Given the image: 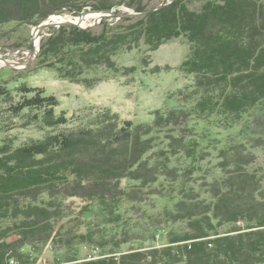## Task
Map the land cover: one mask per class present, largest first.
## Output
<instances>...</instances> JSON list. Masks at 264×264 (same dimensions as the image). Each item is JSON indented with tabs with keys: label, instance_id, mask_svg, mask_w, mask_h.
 Masks as SVG:
<instances>
[{
	"label": "trees",
	"instance_id": "obj_1",
	"mask_svg": "<svg viewBox=\"0 0 264 264\" xmlns=\"http://www.w3.org/2000/svg\"><path fill=\"white\" fill-rule=\"evenodd\" d=\"M121 5L139 13L155 8L143 0H0V27ZM100 25L97 32H48L39 68L93 89L103 81L98 74H133L113 60L121 50L143 43L154 51L184 37L190 46L180 71L192 85L178 92L180 107L134 125L93 108L70 121L42 89L1 83L0 132L19 122L43 137L19 146L1 141L0 264H35L44 250L62 254L54 264H264V181L247 149L264 150V0H173L126 26ZM200 121L225 131L241 126L217 152L220 179L194 178L206 153ZM152 196L177 200L153 216ZM93 205L99 213L90 221ZM163 224L177 228L154 248ZM130 243L140 248L121 251ZM78 246L91 248L90 259L77 257Z\"/></svg>",
	"mask_w": 264,
	"mask_h": 264
},
{
	"label": "rangeland",
	"instance_id": "obj_2",
	"mask_svg": "<svg viewBox=\"0 0 264 264\" xmlns=\"http://www.w3.org/2000/svg\"><path fill=\"white\" fill-rule=\"evenodd\" d=\"M167 1L168 0H143V3L149 8L165 4ZM193 1L196 6L204 0ZM83 11L92 10L90 8H85ZM111 11L116 14H122L128 11L134 12L123 5ZM61 15L78 17L67 12L51 16ZM100 15L101 16L97 19H89L83 27L92 30V32H97L100 30V24L103 20L113 26H126L127 24L133 23L134 20L138 18L131 17V21H122L129 18L120 19L105 16L106 14H104V16L103 14ZM47 19L43 22L57 24L68 21L61 22L58 20L57 22H53L51 20V22H49ZM94 22H97V24H94ZM90 25L92 26L87 28ZM35 26L37 25L12 22L11 24H5L0 27V57L6 59V63L0 67V84L8 81V87L14 88L20 83H26L29 87L42 89L46 96H54L58 101L55 112L57 114L64 112L70 121L73 116L77 115L78 118L83 111L93 108L109 110L118 115L121 119L131 121L134 125H150L153 122L154 111L170 110L171 108L175 109L180 107L183 101L181 102L179 99L178 92L192 85V76L186 75L180 71V63L188 57L190 46L184 37L164 42L154 51L148 49L143 43H141L138 48L132 49L131 51L121 50L116 54L113 60L121 69L133 67L135 69L133 74L129 76L106 72L105 74H98L103 81L93 89H85L80 85L76 86V84L58 79L56 74L51 70L39 68L37 58H35L29 66H26L29 62L28 60L32 58V56L26 57L25 52L33 45V29ZM54 29L57 28L44 30L41 33L40 41L42 38H46L49 35L48 32ZM18 51H23V53H17ZM12 62H18V64H22V68L24 66H26V68L23 70L8 68L6 64L10 65ZM157 67L159 68L158 71H154L153 69ZM95 73V71H92L90 75H96ZM20 125L21 123L17 122L15 124H10L7 129L4 128L6 129V133L0 132V144L4 138L14 139L13 144L19 146L43 137V132L36 130L34 127H22ZM240 128L241 126L233 127L225 131L206 121H200V123L196 124V129L199 132L204 131L205 133V138L200 141V148L206 153L205 160L202 162L197 161L194 165L197 171L194 174V178L200 180L202 177H205L207 181H210L212 179H220L223 176L221 170L216 168V164L218 163L217 152L225 148V145L229 143L230 140L235 139L233 136L238 134ZM247 149L257 155V165H260V167L256 166L259 169L258 175L264 181V150L260 148L256 150L250 149L249 146H247ZM198 166H200L199 171L197 169ZM150 188L154 190L156 187L153 185ZM169 197L160 198L152 196L148 199V213L155 216L164 209H167V211L172 209L177 198ZM76 204H79V202L77 201ZM124 208L125 207H120L119 210L123 211ZM98 213L99 207L93 205L90 216L85 217L87 220L91 221L98 217ZM127 218L128 215H122V220ZM175 228H177L176 225H161L155 233L156 242L154 243V248L164 247L167 243L168 232ZM151 245L152 244L148 242L144 247ZM130 247L140 248V245L139 243L123 245L121 251L125 253ZM27 250L26 248L25 251ZM91 251L90 247L78 246L76 249L77 257L79 259H90ZM95 253L96 252L92 255H95ZM61 255L60 253L51 252L49 250L46 252L43 251L40 256H37L35 264H54L55 260L60 258ZM14 264H16L15 261Z\"/></svg>",
	"mask_w": 264,
	"mask_h": 264
},
{
	"label": "water",
	"instance_id": "obj_3",
	"mask_svg": "<svg viewBox=\"0 0 264 264\" xmlns=\"http://www.w3.org/2000/svg\"><path fill=\"white\" fill-rule=\"evenodd\" d=\"M173 2V0H168L165 4H161V5H158L156 6L155 8H152V9H149L147 10L146 12L144 13H139V12H123L122 14H116L114 13L113 11H97V10H92V11H83L80 13V16H79V19L81 20V18L85 17L87 14L89 13H96V14H106L105 16H110V17H114V18H131V17H139V16H143L144 14H147V13H150V12H153V11H156L162 7H165L169 4H171ZM102 16V17H103ZM94 24H97L94 23ZM92 25H90L89 27L87 28H90ZM60 27H68V28H79V29H85L84 27L82 26H78L77 24H74L72 22H65V23H58V24H54V23H51V24H48V23H45V22H42L40 23L39 25L35 26L33 30H36L35 31V34L37 36V39H38V47L37 49L35 50L33 45H31V47L28 49L29 51V54L32 55V58L30 60H28V64L26 66H29L30 63L37 57L38 55V52H39V48H40V37H41V33L44 31V30H48V29H52V28H60ZM17 53H23V51H18ZM0 59H2V57H0ZM26 66H24L23 68H13L14 70H23L24 68H26Z\"/></svg>",
	"mask_w": 264,
	"mask_h": 264
},
{
	"label": "bare ground",
	"instance_id": "obj_4",
	"mask_svg": "<svg viewBox=\"0 0 264 264\" xmlns=\"http://www.w3.org/2000/svg\"><path fill=\"white\" fill-rule=\"evenodd\" d=\"M99 16H101V15L100 14H95V13H89L87 16H85L84 18H81V20H80L79 19V16L78 17H72V16H69V15H61V16H51V17H48L47 20L49 22H51V20L53 22H57L58 20L61 21V22H64V21H67L68 20L67 22H72L74 24H77L78 26H82L83 27V26L86 25V23H87V21L89 19H93L94 20V19H97ZM94 23H96V22H94ZM35 31L36 30H33V42H32V44H33L34 49L36 50L37 47H38V45H37L38 44V39H37V36L35 34ZM25 54H26V57H31L32 56L31 54H29V51L28 50L25 52ZM5 60H6L5 58L0 59V67L3 66L4 63H6ZM6 65H7L8 68L10 67L11 69L22 66V64H18V62L17 63L12 62V64H10V65L9 64H6ZM12 66H14V67H12Z\"/></svg>",
	"mask_w": 264,
	"mask_h": 264
},
{
	"label": "built area",
	"instance_id": "obj_5",
	"mask_svg": "<svg viewBox=\"0 0 264 264\" xmlns=\"http://www.w3.org/2000/svg\"><path fill=\"white\" fill-rule=\"evenodd\" d=\"M44 252H45V250H44ZM10 264H14V261H13V260H11V261H10Z\"/></svg>",
	"mask_w": 264,
	"mask_h": 264
}]
</instances>
